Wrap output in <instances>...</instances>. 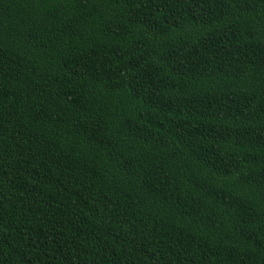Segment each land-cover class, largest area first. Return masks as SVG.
Listing matches in <instances>:
<instances>
[{
    "label": "trees",
    "instance_id": "trees-1",
    "mask_svg": "<svg viewBox=\"0 0 264 264\" xmlns=\"http://www.w3.org/2000/svg\"><path fill=\"white\" fill-rule=\"evenodd\" d=\"M0 264H264V0H0Z\"/></svg>",
    "mask_w": 264,
    "mask_h": 264
}]
</instances>
